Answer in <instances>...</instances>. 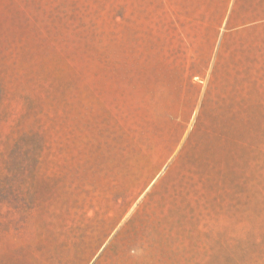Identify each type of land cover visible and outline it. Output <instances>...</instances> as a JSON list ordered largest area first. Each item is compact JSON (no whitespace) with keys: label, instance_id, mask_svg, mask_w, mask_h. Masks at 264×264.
I'll return each instance as SVG.
<instances>
[{"label":"rangeland","instance_id":"374dc122","mask_svg":"<svg viewBox=\"0 0 264 264\" xmlns=\"http://www.w3.org/2000/svg\"><path fill=\"white\" fill-rule=\"evenodd\" d=\"M231 10L192 46L240 52L262 99L188 119L152 63L189 46L182 0H0V264H264V15L229 36Z\"/></svg>","mask_w":264,"mask_h":264},{"label":"crops","instance_id":"0c3cea01","mask_svg":"<svg viewBox=\"0 0 264 264\" xmlns=\"http://www.w3.org/2000/svg\"><path fill=\"white\" fill-rule=\"evenodd\" d=\"M211 2L220 8L219 17L216 19L209 18L211 14L207 15L206 10ZM182 8L184 14L174 17V23H168L166 31L168 35L181 36L189 46L182 48L160 47L154 51L155 53H152V63L159 67V71L163 67L166 68V74L171 77L168 78L170 83H167V87L174 90L172 93L174 99H180L182 102L183 99H193L190 102L192 108L189 110L187 118L191 117L199 99H262L257 97L254 91L241 93L239 90L240 87L254 88V83H248L244 79V75L240 83L239 72L244 73L249 70L245 64L240 66L238 59V56L241 55L240 52L236 56L235 49H227L224 46L214 54L211 46H205L203 40L199 44H203L204 47H196L192 44L196 45L200 39L206 40L209 33L212 41L222 28L225 22L224 18L230 9L232 10L231 16L227 20V31L230 32L229 36H236L237 33L231 32L237 29V26H234L233 15L237 10H241L238 13L244 15L245 18L239 25H249L254 20H248V17L259 14L260 11L262 14L259 15H264V0H182ZM249 9H257V11L255 13L248 12ZM242 33L238 34L242 35ZM245 47H247V43L240 41L239 48ZM172 69L176 70L170 72L173 71ZM196 78L201 82H196ZM153 84L155 85H152V88H160V83ZM102 247L103 245L100 244L97 250L90 253L89 258H87L84 249L82 253L79 247L72 250L70 252L71 259H69L73 262H69V264H92ZM63 251L65 252L64 248Z\"/></svg>","mask_w":264,"mask_h":264}]
</instances>
